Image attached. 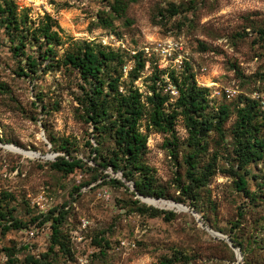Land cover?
<instances>
[{
    "label": "rangeland",
    "instance_id": "rangeland-1",
    "mask_svg": "<svg viewBox=\"0 0 264 264\" xmlns=\"http://www.w3.org/2000/svg\"><path fill=\"white\" fill-rule=\"evenodd\" d=\"M13 1L18 11L27 12L32 21L48 15L55 22L62 42L55 48L56 58L75 44L97 45L99 36L110 33L120 38L129 50L171 37L182 44L197 85L210 90L213 112L220 104L229 105L232 110L240 96L250 97L253 91L264 96V39L258 41L254 32L257 28L264 29V0H197L194 12L184 11L188 0H137L125 17L114 21L112 32L95 26L96 15L108 10L105 0ZM171 5L181 7L182 12L169 17ZM160 14L166 15V19ZM109 50L125 56L122 68L125 80L132 66L131 58L121 49ZM25 51L35 54L34 47L28 45ZM19 62L3 39L0 42V195L11 194L13 201H7L5 206L13 209V217L26 223L27 229L4 234L0 230V264H6L3 248L29 245L28 252L34 255L46 252L49 227L38 230L36 223L30 224V219L62 206L68 212L62 228L69 236L72 259L58 254L52 264H160L174 253L190 258L188 263L174 264H243L242 255L237 258L224 240L235 235L245 245L252 242V237L261 242L263 251L258 252L256 259L264 264V158L249 167L248 188L257 193L256 201L237 192L234 179L218 171L226 162L225 146L230 143L228 130L233 115L224 126L226 145L219 143L214 132L205 138L207 153L202 159L205 162L215 153L217 169L202 191L196 209L189 203L180 204L187 208L182 211L171 199H166V206L175 210L157 208L131 196L132 184L122 180L119 173L109 168L101 171L92 161L94 155L86 147V141H94L92 129L76 115V97L80 94L76 72L43 69L45 62L36 75L23 77L17 75ZM149 63L134 83L143 95L147 94L152 65H165ZM169 65L161 70H172ZM42 105L48 106V110L43 111ZM175 131L179 140L177 157L182 163L189 150L182 119L177 120ZM146 133L145 161L152 168L157 185L164 188L167 196L176 197L179 195L174 182L176 172L185 180L184 169H178L168 150L162 148L166 136L153 131ZM64 139L76 142L74 156L94 166L99 175L120 179L128 190L106 185L100 177L93 181V173L88 171L76 169L63 175L51 169L50 163L63 155L54 151V144ZM136 198L147 206L173 211L176 217L166 222L162 217L141 215L128 206ZM238 209L244 216L236 228L232 224ZM81 220H86L87 225L83 226ZM208 229L223 238L212 236ZM98 234L109 243L102 256L97 255L99 249L92 242ZM28 252L16 255L19 264H23Z\"/></svg>",
    "mask_w": 264,
    "mask_h": 264
},
{
    "label": "trees",
    "instance_id": "trees-1",
    "mask_svg": "<svg viewBox=\"0 0 264 264\" xmlns=\"http://www.w3.org/2000/svg\"><path fill=\"white\" fill-rule=\"evenodd\" d=\"M105 1L108 10L100 11L96 15L95 26L110 32L113 31L114 21L125 17L130 5L137 2V0ZM196 5L197 0H188V6L184 11L194 12ZM168 12L172 18L179 15L182 9L171 5ZM160 16L166 19V15ZM55 26V22L48 15L34 22L27 12L18 11L13 0H0V42L6 40L12 55L20 59L17 75L34 76L38 73L40 65L45 62L43 69L64 68L76 72L80 89V94L76 97L78 105L76 115L92 129L94 141L92 143L86 141V147L90 148V153L94 155L92 161L101 171L109 168L111 172L119 173L122 180L132 184L133 191L130 195L145 197L142 201L149 205L174 209L166 206L168 204L166 199H171L177 204L189 203L196 209L195 205L201 201L202 191L217 169L215 153L205 162L202 159L207 153L205 138L209 132H214L218 135L219 143L226 145L224 126L233 115L228 130L230 143L225 146L226 162L218 171L234 179L232 182L234 189L245 198L250 201L257 200V193L248 188V176L249 167L264 158V108H261L258 100L251 98V95L240 96L232 110L229 105L220 104L213 112L209 98L210 90L197 85L188 62L183 63L179 73L175 70H161L152 65L147 79V94L143 95L134 85L149 63L141 53L133 56L132 66L127 78L123 80L125 56L117 52L112 53L100 44L94 45L91 42L75 44L72 48L66 49L60 58H56L55 48L61 46L62 42ZM254 32L258 35V41L264 39V29L257 28ZM27 45L34 47L35 54L25 51ZM168 84L174 87L176 96L169 93ZM47 107L42 105V110H48ZM178 119L183 120L188 133L189 150L183 156L182 163L177 157L179 140L175 126ZM148 131L166 136L162 148L168 150L178 169H184L185 180H182L178 171L176 172L174 182L179 190L176 197L167 196L164 188L157 185L154 172L145 161ZM75 147V141L70 142L66 139L58 145L54 144V151L63 152V155L57 156L50 163V168L63 175L72 174L76 169L88 171L93 173L91 178L93 181L100 177L106 185L124 187L128 190L120 179L105 174L99 175L94 166L74 156ZM10 200L11 194L4 192L0 195V230L3 234L27 229L26 223L13 217L11 214L13 209L5 206ZM129 202L128 206H132L131 209L141 215L162 217L166 222L176 217L173 211L147 206L141 203L139 198ZM67 215V210L62 206L31 218L30 224L36 223V229L40 230L46 225L49 227V244L46 252L34 255L28 252L29 245H23L18 249L3 248L6 264H19L16 255L25 251L28 253L24 256L23 264H52L58 254L72 259L69 236L62 228ZM243 216V211L238 209L233 227H240ZM251 239L252 242L245 245L239 236H229L233 246L239 249L243 264H259L256 257L258 252L263 251V244L255 237ZM92 242L99 249L97 255L102 256L104 248H109V243L102 234L95 236ZM189 261V257L174 253L172 257L161 260L160 264Z\"/></svg>",
    "mask_w": 264,
    "mask_h": 264
},
{
    "label": "built area",
    "instance_id": "built-area-1",
    "mask_svg": "<svg viewBox=\"0 0 264 264\" xmlns=\"http://www.w3.org/2000/svg\"><path fill=\"white\" fill-rule=\"evenodd\" d=\"M94 39L95 38H93V40ZM98 43L107 49L116 48L121 49V51H125V53H127L131 58V61L133 56H135L137 53H141L147 62H160L166 66L168 63H170L168 67L175 71L182 69L183 63L188 61L184 56L182 44L171 37H167L164 40L146 42L138 49L131 50L127 49L123 41L112 33L99 36ZM165 65L161 66L159 64L156 66L161 69ZM166 70L168 69L166 68ZM168 85L169 86H167V90H169V93L172 96H176L177 92L174 87H172L170 84ZM251 98L258 100L261 108H264V96L261 93L253 91L251 93ZM81 223L83 226H86L88 222L86 220H81ZM30 235L32 236L33 233L31 232Z\"/></svg>",
    "mask_w": 264,
    "mask_h": 264
},
{
    "label": "water",
    "instance_id": "water-1",
    "mask_svg": "<svg viewBox=\"0 0 264 264\" xmlns=\"http://www.w3.org/2000/svg\"><path fill=\"white\" fill-rule=\"evenodd\" d=\"M6 147L7 146H12V147H16V146H14V145H5ZM17 148V147H16ZM18 149V148H17ZM30 154V153H29ZM31 155V154H30ZM32 156V155H31ZM139 198H140V200H143V198H145V197H142V196H139ZM157 200V199H156ZM144 202V201H143ZM175 203V202H174ZM175 204H177V203H175ZM177 205H180V204H177ZM181 207H182V211H187V208L185 207V206H183V205H180ZM208 232L212 235V236H214V237H218V238H223L219 233H216V232H213V231H211V230H209L208 229ZM224 240H225V242L228 244V246L233 250V252L235 253V255H236V257L237 258H240L241 257V253H240V251H239V249L238 248H235L234 246H233V244H232V242L228 239V238H224Z\"/></svg>",
    "mask_w": 264,
    "mask_h": 264
}]
</instances>
